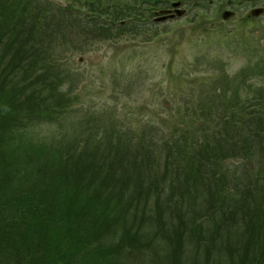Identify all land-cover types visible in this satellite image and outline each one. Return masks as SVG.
Instances as JSON below:
<instances>
[{
	"label": "rangeland",
	"instance_id": "obj_1",
	"mask_svg": "<svg viewBox=\"0 0 264 264\" xmlns=\"http://www.w3.org/2000/svg\"><path fill=\"white\" fill-rule=\"evenodd\" d=\"M16 3L18 14L9 22L16 24V33L26 34L23 18L36 16L25 45L29 56L45 53L66 67L47 70L45 76H53L55 93L66 96L55 98L60 100L55 108L39 102L29 110L28 122L39 118L37 125L25 127L33 149L45 145L64 160L76 148L98 147L101 163L126 180L116 194L112 187L83 182L97 173L89 163L36 161L40 173L31 181L56 174L68 184L58 195L65 211L60 216L89 228L94 248L101 246L98 255L84 252L98 264L264 262L251 243L244 245L252 229H264V212L254 217L248 204L239 211L232 192L239 194L252 183L264 190V159L247 158L256 146L247 150L245 139L232 146L228 137L235 133L236 107H248L246 101L264 90V12L250 13L254 7L264 9V0H7L0 11ZM109 8L117 15L109 16ZM163 9L172 14L160 18ZM226 10L232 14L223 19ZM102 23L108 35L88 34ZM45 39L54 49L44 45ZM219 121H225L222 140L216 135L205 140L210 146L205 150L208 146L198 139L206 131L218 134ZM175 147L173 162L168 156ZM31 184L18 173L8 189ZM227 197L235 212H242L235 226L242 237L233 241L231 215L225 223L223 214L230 212ZM3 200L7 208L16 199ZM211 215L217 219L205 223ZM219 223L225 225L213 245L195 240L197 232L208 239Z\"/></svg>",
	"mask_w": 264,
	"mask_h": 264
},
{
	"label": "trees",
	"instance_id": "obj_2",
	"mask_svg": "<svg viewBox=\"0 0 264 264\" xmlns=\"http://www.w3.org/2000/svg\"><path fill=\"white\" fill-rule=\"evenodd\" d=\"M5 1L0 0V4ZM85 2L87 3V0ZM95 2L99 3L100 0H95ZM91 7L90 11L95 10ZM18 8L19 4L16 3L5 7V12L0 11V264H98L96 259L92 260V255L89 252H84H96L98 255L97 251L101 248L100 245H96L94 248L96 243H93L88 237L89 228L80 227L78 221L60 216L61 212L65 211L62 209L59 202L60 196L58 197V195L60 188L66 185L68 187V184L56 174L47 177V179L42 174V178H39V180L37 178V181H31L40 173L36 167V161L45 163L46 166H55L60 161L77 163L81 166L89 163L91 164L89 169L96 167L97 173L93 172L84 177L83 182L90 186L112 187L116 194L122 192L126 180L123 179V176H114V170L101 163L98 147L88 146L91 143L90 140L86 143L88 147L82 150L76 148L75 153L72 151L69 159L65 158L64 160L61 159L62 157L57 159L59 157L58 152L48 151L45 145L39 149H33L34 144L29 138V132L25 131V127L37 125L34 122H37L39 118H36L38 114L34 115V118L28 122L31 117L29 110L33 104H39V102L55 108L54 105H57L60 101L55 98L66 96V93L59 92L58 95L55 93V79L53 76L45 79L47 70L53 71L58 70V68L64 70L66 67L61 66L57 60H54V57L44 56L45 53L44 55L37 53L36 56H29L28 52L30 50H27L25 45L32 37L36 16L29 13L23 18L22 22L26 25V34H23L20 29L16 33V24L11 25L9 22L13 19L15 13L18 14ZM98 11L101 12L100 9ZM115 12L117 15L116 9L109 8L107 13L110 16L114 15ZM101 22L99 20L98 23L101 24ZM122 23L119 24V27L123 26ZM102 24L101 26L94 25L92 29L88 30V34L93 33L95 36H101L102 32H105L104 35H108L107 24ZM44 45L54 49L48 39H45ZM259 92L258 96L252 98L254 101L250 102L251 99L246 101L248 107L243 104L238 108L236 107V112L232 114L235 117L233 126L235 133L228 135V137L229 141L232 142V146L241 145L240 141L244 139L247 150L255 145L256 149L254 151L250 150L245 155L247 158L257 156V161L263 163L264 90ZM43 99L47 100L48 103ZM242 106L246 108V115H242L240 112ZM21 111H24L25 115L18 116ZM49 115L54 116L53 113H49ZM247 115H250V117ZM225 121L217 122L221 129L218 134L206 131L203 135L204 132H201L204 138L200 137L198 140L208 146L205 147V150L210 147L205 140L210 139L212 141L215 135L222 140V128ZM249 126H251V131L247 133L246 129ZM100 138L98 135L96 139L99 140ZM175 149L176 147L174 149L170 148V156H168L173 162L175 160L173 155ZM172 157H174L173 160ZM13 173L14 176H11ZM18 173H20L23 181L32 182L31 186L24 189L18 187L16 188L17 191L8 189L12 187V182L17 178ZM252 184L253 187L246 188L239 194L237 191L232 192L237 195L238 210L245 212L244 204H248L252 207L250 215L256 217L257 212H264V190L257 191L254 183ZM4 198L16 200L10 201L6 208ZM227 205V211L230 212H223L224 221L226 223L231 215L230 239L233 241V239L242 237V234L235 229V226L239 224L238 214L242 215V212H235L237 206L228 202V197ZM74 214H77L81 219L84 218L82 212H75ZM217 216H219V213H217ZM217 216L212 217L211 215V218L204 220V222L213 224V219H217ZM67 219L71 221L68 220L67 223ZM258 221L260 220L258 219L256 222ZM224 225V223L216 224L215 230L208 233V239L204 238L205 232L195 233V240L199 243L200 241L204 243L211 241L213 245L217 241L220 232L218 229ZM250 237L251 239L244 245L251 243L256 251L264 256V229H252ZM63 242H67V245ZM88 243H93V245H88ZM88 255H90V259L87 261L86 257ZM255 261L261 260L255 258ZM250 264H264V262Z\"/></svg>",
	"mask_w": 264,
	"mask_h": 264
},
{
	"label": "water",
	"instance_id": "obj_3",
	"mask_svg": "<svg viewBox=\"0 0 264 264\" xmlns=\"http://www.w3.org/2000/svg\"><path fill=\"white\" fill-rule=\"evenodd\" d=\"M160 12L166 13L164 16H161L160 18H165V17H168L172 14L171 11L169 12V10H167V9L160 10ZM263 12H264L263 7H257V8L252 9L250 13L253 16H258V15L262 14ZM181 13H183V12H181ZM231 14H232L231 11L226 10L222 13V18L227 19ZM160 18L158 17L157 19L159 20Z\"/></svg>",
	"mask_w": 264,
	"mask_h": 264
}]
</instances>
